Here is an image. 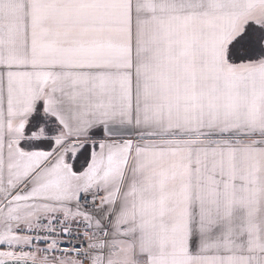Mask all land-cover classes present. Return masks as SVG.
I'll use <instances>...</instances> for the list:
<instances>
[{
    "label": "snow or ice",
    "instance_id": "6c2138e0",
    "mask_svg": "<svg viewBox=\"0 0 264 264\" xmlns=\"http://www.w3.org/2000/svg\"><path fill=\"white\" fill-rule=\"evenodd\" d=\"M0 264H264V0H0Z\"/></svg>",
    "mask_w": 264,
    "mask_h": 264
}]
</instances>
